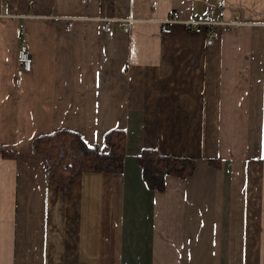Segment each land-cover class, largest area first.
<instances>
[{"label":"crops","instance_id":"0c3cea01","mask_svg":"<svg viewBox=\"0 0 264 264\" xmlns=\"http://www.w3.org/2000/svg\"><path fill=\"white\" fill-rule=\"evenodd\" d=\"M209 5L243 23L163 30ZM58 129L91 146L122 129L124 168L48 183L34 141ZM149 149L194 173L150 188ZM0 264H264V0H0Z\"/></svg>","mask_w":264,"mask_h":264},{"label":"trees","instance_id":"16d2710c","mask_svg":"<svg viewBox=\"0 0 264 264\" xmlns=\"http://www.w3.org/2000/svg\"><path fill=\"white\" fill-rule=\"evenodd\" d=\"M34 149L47 155V181L52 184L76 185L87 171L114 172L124 168L126 134L113 129L105 134V145H89L81 135L70 129H58L37 137ZM209 164L220 168L222 160L210 158ZM144 178L152 189L165 188L166 176L188 177L196 168V159L162 155L157 150L143 151L139 157Z\"/></svg>","mask_w":264,"mask_h":264},{"label":"built area","instance_id":"2783aa9c","mask_svg":"<svg viewBox=\"0 0 264 264\" xmlns=\"http://www.w3.org/2000/svg\"><path fill=\"white\" fill-rule=\"evenodd\" d=\"M88 0H84V2H87ZM217 9L209 5L206 9V17L200 18V17H190L185 18L182 17L180 12L178 10H174L172 13L169 14V16L162 20L164 23L163 30L166 32H169L171 30L170 25L180 23L185 25L188 29H191L195 32H201L203 30H206V33L210 39H216L218 38L222 33L229 31L236 27L237 25L242 24L243 22L241 20L231 19L224 16H216ZM65 21L67 28H72L74 23L82 18V16H71V15H65L58 17ZM90 19L95 20H101L106 23L105 29L107 31H110L112 29V23L115 20L111 17L107 16H98V17H89ZM136 20L133 17H128L125 19H122V25L126 31L130 30L131 24L133 21ZM120 21V20H118ZM33 55L29 49L28 43L26 41H23L20 45L19 52H18V75L17 80L19 83L22 82V75L24 72L30 71L33 67Z\"/></svg>","mask_w":264,"mask_h":264}]
</instances>
